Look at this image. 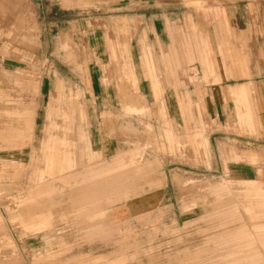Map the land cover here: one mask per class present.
<instances>
[{"label":"rangeland","instance_id":"obj_1","mask_svg":"<svg viewBox=\"0 0 264 264\" xmlns=\"http://www.w3.org/2000/svg\"><path fill=\"white\" fill-rule=\"evenodd\" d=\"M263 236L264 0H0V264H264Z\"/></svg>","mask_w":264,"mask_h":264},{"label":"crops","instance_id":"obj_2","mask_svg":"<svg viewBox=\"0 0 264 264\" xmlns=\"http://www.w3.org/2000/svg\"><path fill=\"white\" fill-rule=\"evenodd\" d=\"M157 43L159 44V49H160V51H162V52H164V50H165V47H164V44L162 43V41H161V39L159 38V37H157ZM123 45H124V47L125 48H127V41H125V42H123ZM130 82H131V85L134 87V88H136V83H137V78H136V76L135 75H131V78H130ZM151 93H152V95L153 96H158L160 93H161V87L159 86V84H158V81L156 80V79H153L152 80V82H151ZM244 89L242 88V86H240L239 87V93H240V95L241 94H243L244 93V91H243ZM48 117H49V115H48ZM48 146V145H47ZM241 233V235H243V234H245V235H249V236H251L252 234H246L244 231H241L240 232ZM258 235H260V234H258ZM264 237V236H263ZM252 242H250V241H247L246 242V246H247V249H246V251L247 252H249L251 249H253V247H252ZM263 249H264V247H263ZM261 254V253H260ZM255 258H252L249 262H243V263H241V264H258V262H259V259H255Z\"/></svg>","mask_w":264,"mask_h":264}]
</instances>
